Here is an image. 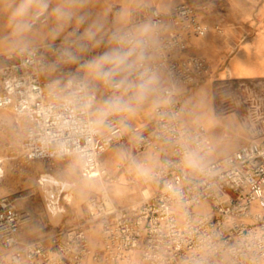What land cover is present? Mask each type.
Listing matches in <instances>:
<instances>
[{"label": "built area", "instance_id": "2783aa9c", "mask_svg": "<svg viewBox=\"0 0 264 264\" xmlns=\"http://www.w3.org/2000/svg\"><path fill=\"white\" fill-rule=\"evenodd\" d=\"M200 13L188 3L167 10L150 7L122 28L113 26L111 15L104 35L73 26L66 38L0 54V109H12L22 124L24 158L73 156L79 177L105 189L118 178L105 170L100 157L127 144L129 154L116 172L129 176L126 167L134 165L153 189L149 198L111 211L103 195L94 192L84 221L32 241L20 236L24 212L1 197L0 264H264V148L247 143L211 160L207 129L184 122V90L202 84L211 72L207 59L186 53L205 34ZM47 21L46 12L37 10L28 26L35 29ZM142 27L154 39L146 53L150 58L120 76L135 84L165 77L152 127L145 131L128 123L130 111L101 121L99 114L112 96L128 100L123 86L114 87L120 76L106 85L82 67L94 55L120 47L114 34ZM65 51L76 57L74 63L65 62ZM148 153L156 160L151 168ZM92 226L99 227L97 246L88 233Z\"/></svg>", "mask_w": 264, "mask_h": 264}, {"label": "rangeland", "instance_id": "374dc122", "mask_svg": "<svg viewBox=\"0 0 264 264\" xmlns=\"http://www.w3.org/2000/svg\"><path fill=\"white\" fill-rule=\"evenodd\" d=\"M39 1L41 5L46 4L48 23L45 25L48 26L44 27V25L39 29L27 27L25 31H18L11 25L13 12L25 0H0V54L16 50L11 43L4 42L7 37L14 34L43 35L46 31H52L55 24L59 29L61 28V21L65 19L52 14L50 7L56 5L58 8H66L68 0H36L34 2ZM95 1L73 0L74 7L71 9L72 20H77L82 12L85 14L87 26L84 29L93 36L105 34L109 30L111 15L116 27L122 28L130 22L126 14L131 9H133L132 14L137 15L136 18H138L140 15L143 16L144 11L150 7L168 9L181 3H188L197 7L201 13L206 12L207 33L202 39H197L199 41L194 50L200 51L208 62L210 58L207 53L220 46L224 47L227 55L242 50L249 55L264 57V0H112L107 11L96 7ZM134 5H136L135 9L132 8ZM202 6L206 9H202ZM93 13L104 16L106 23L96 27L92 19ZM27 19L28 16L22 23L27 24ZM86 21L82 18L81 23L75 24L85 25ZM152 91L145 101L136 102L131 106L129 117L131 125H146L151 109L157 104ZM193 95H201V99L197 101ZM182 99L187 106L185 116L191 121L204 125L209 132L211 154L226 151L224 149L226 143L231 147L225 154L235 151L246 143L264 146V78L224 77L223 75L215 79L209 76L202 84L189 90ZM198 105L201 109L199 119L195 118ZM9 111L12 122H0V163L3 170L0 198L9 197L16 209L26 215L20 234L22 240L32 241L44 238L59 228L80 224L88 216L86 202L92 193L100 190V184L95 185L79 177L77 159L72 161L68 158H60L48 162L24 158L20 148L22 124L16 119L13 111L11 109ZM120 152L129 153L127 144L123 145L122 149L114 146L104 152L100 157L101 165L112 172L115 162L121 159ZM44 170H48L57 179L75 182L77 186L72 190H76L82 183L88 185V189L84 191L79 201L82 209H74L73 206L62 201L65 209L58 212L59 219L52 216L42 197L38 182L41 179L40 173ZM69 171H72V174H69ZM132 177L123 176L122 181L115 186L106 187L110 189L109 191L106 189L108 191L106 193H109L110 199L116 205L138 203L150 195L151 189L147 187L145 178L133 172ZM117 190L121 192L115 196L114 192ZM89 229L91 242L97 246L99 227L92 226Z\"/></svg>", "mask_w": 264, "mask_h": 264}, {"label": "crops", "instance_id": "0c3cea01", "mask_svg": "<svg viewBox=\"0 0 264 264\" xmlns=\"http://www.w3.org/2000/svg\"><path fill=\"white\" fill-rule=\"evenodd\" d=\"M10 1H12V0H10ZM111 2H112V0H96L95 1V6L98 7V8L103 9L104 11H107L109 9V5L111 4ZM40 6H41V2L39 1L38 3H36L30 9V13H29L28 19H27V25H28V20L31 17V15L35 11L40 10ZM135 6L136 5H134V7H132V8L135 9L136 8ZM157 9H160V8H157ZM168 9H170V8H168ZM43 10L46 12L45 8ZM132 10L133 9H131L130 11H128V13L126 14L127 18L130 19V21L133 18H136L137 17V15H133L132 14ZM160 10H167V9H160ZM205 14H206V12L200 13L201 20H202V24L206 28ZM82 18H84L85 21L87 20L85 14L83 12L78 15L77 20H72V19L62 20L61 21V28L60 29L55 24V26L53 27L52 31H46L43 35H37L36 33H33V34L29 35L24 40L18 39V41H17L18 42V46H15L11 42H8V43H11V45H13L16 49H18L20 47L27 46V45H37V44H41V43H44V42H52V41L60 40V39H63V38H66V37L69 36L70 31H71V29H72L73 26H79L85 32H87L84 29L87 26V21H86V24L85 25L75 24L77 22L78 23H81L80 21H81ZM45 24H43L42 26H44ZM29 29H31V28H29ZM206 33H207V28H206L205 34L202 37L198 38V39H202L206 35ZM195 40H193L189 44V46H188V48L186 50V53L204 57L203 54L200 51L194 50L196 48L195 47L196 46V43H198V41H199L197 39H195ZM5 43H7V42H5ZM207 55L209 56L210 62H211V63L209 62L210 67H211V72H210V75L209 76H213V78H215V79L217 77L221 78V76H223V75H224V77L234 76V77H241V78H264V57H257V56L249 55V54L246 53V51L242 52V50L236 52L235 54H229V55H227V53L224 50V47L223 46H220L218 48H214L212 51H209L207 53ZM124 79H125V76H120L118 78L119 81L120 80H124ZM155 79H156L157 83L154 85V88H153L154 91H152V93H154L155 100L157 101V99H156L157 92L159 91L160 87L166 82V80H165V77L163 75H157V76H155ZM129 84H132V85H137V84H135L133 81H131L127 77V79L125 80V84L123 86V94L125 96H127L128 101H131V106H132L136 102H135V100H133L134 89L133 88H129L128 87ZM192 88H189V89L184 90V92L182 94V98ZM151 110H153V109H151ZM188 110L190 112L191 111V108L189 107ZM150 118H151V120L149 121ZM149 119H148V121H147V123H146L145 126H139L141 128V130L145 131V130L151 129V127H152L151 111H150ZM184 122L185 123H192L194 121H191L189 118H187L186 116H184ZM208 137H209V133H208ZM209 142H210V137H209ZM210 145H211V142H210ZM118 147L120 149H122L123 146H118ZM260 147L264 148V146H260ZM127 148H128V146H127ZM211 148H212V145H211ZM227 151L228 150L222 151V152H218L217 151V154H213V153L211 154L210 153V159L211 160L216 159V158L220 157L218 155H222L223 153L225 154ZM122 153L123 152H120V157H122V160H123L129 153H126V154H122ZM147 159H148L149 165H150L149 168L153 167L155 165V163H156V160L155 159H152V154L151 153H148L147 154ZM129 168H128L129 170L132 171V169H133L135 171V172L132 171L133 173L140 174V177L143 178L142 173L139 172L134 165H131ZM119 173L116 172V173H114V175L119 174ZM123 176H126V175L124 174ZM86 181L93 182V184H95V185L96 184H100L97 181H91V180H86ZM71 182H72V186L71 187L72 188L75 187V184L76 183L73 182V181H71ZM99 187H100V190H97V191H99L100 193L103 192V190H101V188L103 189V186L100 184ZM147 187L150 188L151 189V192H152L153 189H152V186L149 183H148V186ZM107 190L109 191L110 189H107ZM107 190H106V192H108ZM108 194H107V197H108V199H110L111 197ZM150 195H151V193H150ZM112 202H113V205L120 206V205H116V203L114 201H112ZM62 211H64V206L63 205H62L61 209L58 212H62ZM66 227H69V226H66ZM66 227H62V228H66ZM62 228H59V229H62Z\"/></svg>", "mask_w": 264, "mask_h": 264}, {"label": "clouds", "instance_id": "9594fccd", "mask_svg": "<svg viewBox=\"0 0 264 264\" xmlns=\"http://www.w3.org/2000/svg\"><path fill=\"white\" fill-rule=\"evenodd\" d=\"M31 5V0H25L21 3L13 12V16L20 20L28 14V9ZM46 7V4L40 6V10ZM74 7L73 0H68L67 7L57 8L55 11L57 15L62 19H71L73 12L71 9ZM28 25L25 23H18V31H25ZM112 40L120 47L114 49L111 52L105 53L102 56L94 59L88 64L82 66L98 80L106 85H112L113 81L118 76L124 73H130L138 65L142 64L146 59L150 58L146 56L147 51L154 43V39L151 35V30L148 27L138 29L136 32L128 33L124 35L114 34ZM124 46H128V50H124ZM135 55V60L130 62V58ZM65 62L74 63L76 57L70 52L65 51L62 54ZM124 80H120L114 85L117 89L121 88L125 84ZM143 79V77H141ZM157 83L155 77H151L145 80L143 83L132 85L129 84V88L134 89L133 100L140 103L147 98L150 92L153 90L154 85ZM131 111V101L123 99L122 96H112L109 101L106 102L105 108L100 112L101 121L110 113H119Z\"/></svg>", "mask_w": 264, "mask_h": 264}, {"label": "bare ground", "instance_id": "6f19581e", "mask_svg": "<svg viewBox=\"0 0 264 264\" xmlns=\"http://www.w3.org/2000/svg\"><path fill=\"white\" fill-rule=\"evenodd\" d=\"M34 1H36V0H31V5H30V7L28 9V13L30 12V9L37 3V2L35 3ZM50 8H51L52 14L57 15L55 10L58 7L56 5H52ZM102 11H103V9H102ZM27 16H28V14L25 17L21 18L20 20H18L17 18H15L13 16L11 25L14 28H17V24L18 23H22L24 20H26ZM47 17H48V14H47ZM92 19H93V22L95 23L96 27H101V26H103V24L106 23L104 16H99V15H96L94 13H93ZM47 26L48 25H45L44 27H47ZM113 26L116 27L115 20H113ZM41 27H42V25L40 27H38V28H35V29H39ZM117 28H119V27H117ZM100 35H104V34H100ZM100 35H96V36H100ZM27 37H28V35H24V34L18 33V34H14L11 37H7L4 42H7V43L11 42L14 45H16V44L18 45V42H17L18 39L24 40ZM96 58H97L96 55H94L93 56V60L96 59ZM88 74H90V73L88 72ZM200 96L193 95V97H195L197 99V101H198V99H201ZM9 109L10 108L0 109V122L4 123V122H10L11 121V113H10ZM200 115H201V109H200V106L198 105L197 108H196V112H195V118L199 119ZM129 117H130V112H129ZM151 117H152V110H151ZM128 123L130 124V119H129ZM230 147H231V145L228 144V143H226L224 145V149L225 150H229ZM65 158L71 159L72 161H75L74 159H76L73 156H69V157H65ZM65 158H62V159H65ZM0 160H1V157H0ZM38 160H41V159H38ZM42 161H45V160L43 159ZM46 161L52 162V160H46ZM118 164H122V157H121L120 160L115 162L112 172H109L107 168H105V167L104 168L110 174H114V173H116V166ZM126 170L129 173V176H131V178H133L132 177V172L127 167H126ZM68 173L72 174V171H69ZM124 174H125L124 172H120L119 174H116V177L118 178V182L122 181L121 179H122ZM2 175H3V170H2L1 163H0V183H1ZM40 178H41L39 180L41 182L40 183V191H41V193L43 195L42 197L46 201V204L48 206L49 212L52 214V216H56L57 219H59L60 216L58 215V211L62 207V201H64V203L67 204V205L73 206L74 209H82V206H81L82 204L79 201L81 200V197L84 194V191L88 189V185L87 184L82 183L81 185H78V188L76 190H72V187H71L72 186V182L71 181H69L68 179H57L48 170L42 171L40 173ZM76 186H77V184H75V187ZM102 190H103V192H101V194L103 195L104 206H105L106 210L111 211V210H113L115 205H113L112 199H108L107 194H106V188L102 189ZM120 192H121L120 190H117V191L114 192V195L116 196ZM147 198H149V196ZM147 198H145V199H147ZM87 202H88V200H87ZM90 207L92 208V210H94L93 206H90ZM64 209H65V207H64ZM88 232H90V230H88Z\"/></svg>", "mask_w": 264, "mask_h": 264}]
</instances>
